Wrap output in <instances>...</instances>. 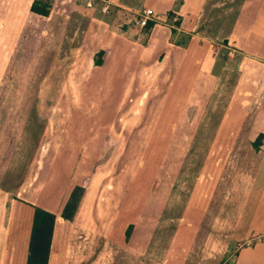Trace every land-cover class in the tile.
<instances>
[{
  "label": "rangeland",
  "instance_id": "rangeland-1",
  "mask_svg": "<svg viewBox=\"0 0 264 264\" xmlns=\"http://www.w3.org/2000/svg\"><path fill=\"white\" fill-rule=\"evenodd\" d=\"M123 16L128 19L132 13ZM176 21L170 20L172 24ZM65 29L60 57L53 55L49 44L44 62L12 61L7 67L0 61V146H12L13 151L12 156L3 157L4 165L0 163L2 186L11 189L18 178H26L27 192L36 197L51 190L52 184L59 185L52 191L53 200L42 204L54 211L63 207L75 187L83 188L85 196L63 242L67 256L73 247L76 255L84 258L88 248L94 262L102 256L109 260L113 254L128 255L113 252V244L143 247L147 240L163 251L170 244L186 246V241L194 238L172 236L168 229L196 230L201 219L213 228V216L206 210L197 214V208L204 210L211 201L217 181L227 186L234 179L245 183V174L249 175L245 156L250 135L243 123L245 72L249 64V72L255 76L262 66L250 65L244 50L222 39L214 43V59L209 61L211 69H205L210 74L203 81V91L150 92V76L145 70L138 77L140 92L117 96L104 87L85 88L91 69L88 52H65L76 48L70 45ZM182 38L183 44L188 41L187 35ZM6 67L18 75L5 76ZM155 70H160L159 64ZM26 71V75L20 73ZM84 71L86 76H78ZM28 85H40L43 90H18ZM235 133L241 134L236 149L241 154L236 157L230 151ZM165 136L172 139L164 140ZM228 188L219 191L223 212L228 206ZM17 198L15 193L0 195V200H10L9 205ZM189 200L194 213H185L182 219ZM221 222L226 227L229 224V220ZM203 239H209L210 245L219 240ZM241 240L237 247L253 241ZM105 246L109 253H101ZM140 251L139 260L147 261L161 260L166 254Z\"/></svg>",
  "mask_w": 264,
  "mask_h": 264
},
{
  "label": "crops",
  "instance_id": "crops-1",
  "mask_svg": "<svg viewBox=\"0 0 264 264\" xmlns=\"http://www.w3.org/2000/svg\"><path fill=\"white\" fill-rule=\"evenodd\" d=\"M33 1L0 0V61L7 67L12 66V61L44 62L49 44L53 55L60 57V38L66 36L62 32L66 28L67 37L74 42L69 43L76 48L69 47L65 52L80 50L81 55L88 52L91 69L86 74V89L104 87L105 91L117 96L125 92H140L138 77L146 70L148 77H151L150 92H200L204 90L206 75L210 74L205 69L208 66L211 69L209 61L214 59L213 47L216 41L227 39L235 47L244 50L250 65L258 63L262 66L255 76L254 72H249V64L245 72L243 123L245 132L250 135L245 156V168L249 175L245 174V183L234 179L227 186L217 181V186H212L214 191L210 194L211 201L206 203L204 210L202 207L197 208V214L206 210V213L213 216V228L206 227L209 224L204 225L201 219L199 223L196 221V230L168 229L172 236L194 238L191 242L187 240L186 246L170 244L165 247L166 250L164 248V252L159 246L149 244V240L143 247L118 243L113 244V252H126L127 256L113 254L109 260L102 256L100 261L95 262L92 260V251L88 248L84 250L88 254L84 258L80 253L78 256L81 258H78V251L73 250V247L70 248V255L66 254L63 242L68 225L74 221L75 216L72 220L64 219L61 216L63 207L54 211L42 205H48L53 200L52 191L57 185L52 184L51 190L48 188L47 192H39L33 197L25 187L26 178H22V181L18 178L12 190L7 185L2 186L0 182V195L2 192L15 193L18 197L10 205V200H0V264H26L35 206L56 216L48 264H264V0H110L108 13L101 12L97 4L92 9L85 7L86 0H48L51 8L47 16L31 11ZM145 7L153 10L154 21L152 27L144 28L146 31L140 34L143 28L134 25L131 20L133 12L137 13ZM126 13H132V16L127 19L123 16ZM200 14H205V18ZM171 19H178L179 24H172ZM46 30H49L47 37ZM51 31H54V35H50ZM184 35H187L188 41L183 44L180 41ZM100 50L105 54L102 63L96 64L94 58ZM129 61L133 64H128ZM157 64L160 70L156 71ZM7 67L4 70L5 76L18 75L16 70ZM27 72L20 73L26 75ZM85 73L81 72L78 76H86ZM0 75H3L1 70ZM18 90L39 93L43 87L28 85L21 86ZM259 134H263V137L256 149L253 141ZM240 136L238 133L233 136L234 146L230 151L235 157L239 154L236 149ZM163 139L170 140L172 137L165 136ZM2 147L0 146V163L4 165L3 157L9 154L12 156L13 151L12 146L10 149ZM237 159L238 157L235 160ZM232 165L233 162L230 166ZM1 166L0 178L3 177ZM227 187L231 190L228 191V206L223 212L220 208L219 191ZM84 196L81 197L79 207ZM189 204L190 200L184 207L182 219H185V213H194ZM78 212L77 209L75 215ZM222 219L229 220L227 227L221 222ZM240 226L241 229H238ZM205 237H218L219 240L217 244L210 245L209 239H203ZM242 238H252L253 241L246 246L237 247ZM141 248L166 254L157 261L139 260ZM101 253H109L108 246L103 247ZM134 257L138 259H133Z\"/></svg>",
  "mask_w": 264,
  "mask_h": 264
},
{
  "label": "trees",
  "instance_id": "trees-1",
  "mask_svg": "<svg viewBox=\"0 0 264 264\" xmlns=\"http://www.w3.org/2000/svg\"><path fill=\"white\" fill-rule=\"evenodd\" d=\"M50 8V1L34 0L30 9L33 12L47 16L50 12ZM177 24H179L178 21H176L174 25ZM152 25L153 21H148L144 28L149 29L152 27ZM104 54L105 52L100 50L96 54L94 62L96 64H101ZM262 137L263 134H259L258 137L253 141L254 148H258L262 141ZM82 194L83 188L80 186L75 187L72 190L61 210V216L64 219H73L80 203ZM55 218L56 216L54 213L38 206L34 207L26 264H48Z\"/></svg>",
  "mask_w": 264,
  "mask_h": 264
},
{
  "label": "built area",
  "instance_id": "built-area-1",
  "mask_svg": "<svg viewBox=\"0 0 264 264\" xmlns=\"http://www.w3.org/2000/svg\"><path fill=\"white\" fill-rule=\"evenodd\" d=\"M95 4L100 6V10L103 13H108L110 8V0H86L85 7L93 8ZM134 25L139 28H144L148 21H154V12L151 8H143L141 11L137 12L132 20Z\"/></svg>",
  "mask_w": 264,
  "mask_h": 264
}]
</instances>
